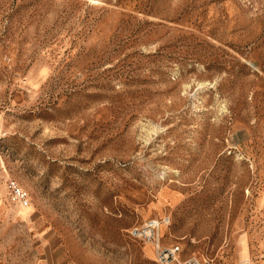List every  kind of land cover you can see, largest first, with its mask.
I'll return each mask as SVG.
<instances>
[{
	"label": "rangeland",
	"instance_id": "1",
	"mask_svg": "<svg viewBox=\"0 0 264 264\" xmlns=\"http://www.w3.org/2000/svg\"><path fill=\"white\" fill-rule=\"evenodd\" d=\"M166 217L264 264V0H0V264H158Z\"/></svg>",
	"mask_w": 264,
	"mask_h": 264
},
{
	"label": "built area",
	"instance_id": "2",
	"mask_svg": "<svg viewBox=\"0 0 264 264\" xmlns=\"http://www.w3.org/2000/svg\"><path fill=\"white\" fill-rule=\"evenodd\" d=\"M7 189L9 190L13 202L22 207L28 206V194L22 190L16 181H9L7 183ZM160 224L169 225L170 219L168 217L160 219L159 221L156 219H149L141 226L133 227L130 230V236L133 239L138 240L143 244L148 243L153 245L158 264H210V262L206 260H200L197 258L181 260L179 257L180 249L178 246H161L159 235Z\"/></svg>",
	"mask_w": 264,
	"mask_h": 264
},
{
	"label": "crops",
	"instance_id": "3",
	"mask_svg": "<svg viewBox=\"0 0 264 264\" xmlns=\"http://www.w3.org/2000/svg\"><path fill=\"white\" fill-rule=\"evenodd\" d=\"M145 249H147V251H148V252H147V255H148V256H150V257H154V256H155L154 247H153V252H154V253L152 252L151 254H150V252H149L150 249H151L149 246L146 247ZM181 260H184V258H181Z\"/></svg>",
	"mask_w": 264,
	"mask_h": 264
},
{
	"label": "bare ground",
	"instance_id": "4",
	"mask_svg": "<svg viewBox=\"0 0 264 264\" xmlns=\"http://www.w3.org/2000/svg\"><path fill=\"white\" fill-rule=\"evenodd\" d=\"M161 225H163V224H160V227H161ZM160 227H159V235H160ZM145 244H148V243H145ZM148 245L153 246L152 244H148Z\"/></svg>",
	"mask_w": 264,
	"mask_h": 264
}]
</instances>
